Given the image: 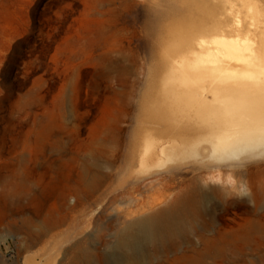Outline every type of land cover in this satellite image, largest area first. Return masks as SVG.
<instances>
[{
    "label": "rangeland",
    "instance_id": "obj_1",
    "mask_svg": "<svg viewBox=\"0 0 264 264\" xmlns=\"http://www.w3.org/2000/svg\"><path fill=\"white\" fill-rule=\"evenodd\" d=\"M176 3L165 43L146 34L140 0H0V264H66L75 240L94 233L98 252L178 201L169 248L193 264H264V143L217 154L190 115L209 95L179 86L201 42L264 38V0ZM91 158L113 203L79 204ZM44 220L60 222L38 235Z\"/></svg>",
    "mask_w": 264,
    "mask_h": 264
},
{
    "label": "bare ground",
    "instance_id": "obj_2",
    "mask_svg": "<svg viewBox=\"0 0 264 264\" xmlns=\"http://www.w3.org/2000/svg\"><path fill=\"white\" fill-rule=\"evenodd\" d=\"M250 24L257 27L254 18H251ZM235 36H215L207 44L201 42L203 53L186 65L180 63L183 69H189L180 76L179 86L209 95L208 99L200 100L198 106H193V114L190 115L193 130L210 143L217 154L234 147L264 143V38L258 43L252 34ZM177 111L186 113L184 109ZM183 122L180 121L181 126L187 127L188 123ZM150 146L145 143L142 157H146ZM144 158L143 169L146 165ZM83 165L81 179L84 195L79 204L103 200L105 196L110 197L113 203L117 195L113 190L108 193L104 187L107 176L101 173L96 159L91 158V162ZM184 203L178 201L157 214L126 222L122 230L104 242V249H98V252H94L90 245L96 238L94 233L75 240L69 248L71 257L66 264H162L160 260L163 258H169L170 264H193V255L167 246L174 236L184 230ZM59 222H40L38 235L56 228ZM150 246L153 250H146Z\"/></svg>",
    "mask_w": 264,
    "mask_h": 264
},
{
    "label": "clouds",
    "instance_id": "obj_3",
    "mask_svg": "<svg viewBox=\"0 0 264 264\" xmlns=\"http://www.w3.org/2000/svg\"><path fill=\"white\" fill-rule=\"evenodd\" d=\"M140 3L146 34L165 43L174 39L179 19L176 0H140Z\"/></svg>",
    "mask_w": 264,
    "mask_h": 264
}]
</instances>
